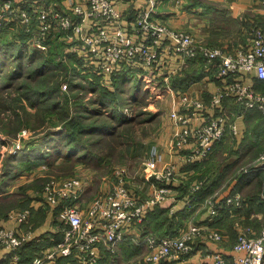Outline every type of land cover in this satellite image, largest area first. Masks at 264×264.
Wrapping results in <instances>:
<instances>
[{
	"label": "rangeland",
	"instance_id": "obj_1",
	"mask_svg": "<svg viewBox=\"0 0 264 264\" xmlns=\"http://www.w3.org/2000/svg\"><path fill=\"white\" fill-rule=\"evenodd\" d=\"M209 2L223 4L231 0ZM226 21L234 28L230 20ZM208 23L210 25L213 21ZM20 29L19 25H12L0 30V217L3 219L14 209L30 208L33 215L35 207L31 205L32 202L37 204L43 200L46 208L43 188L50 176L81 177L86 182L83 196L88 195L87 198L92 201L95 196L105 193L118 170L123 173L132 196L142 202L150 199V195H158L162 189L153 187L158 184L154 179L148 182L146 178L150 176L149 173L165 178L172 169V184L177 183L178 186L174 197L178 198L183 192L188 196L187 202L195 195L193 189L197 190L205 184L216 189L217 180H223V187L219 186L217 192L210 195L209 199L215 201L222 188L224 190L231 186L230 191L236 189L239 177H244L253 166L264 161L261 158L264 153L261 152L262 144L257 143L251 145L253 149L250 154L241 152L244 149L240 151L232 147L216 152L214 146L208 158L187 165L181 161L183 156L173 147L171 139L167 143L171 137L170 131L173 132L169 116L172 107L171 93L164 92L163 76L154 79V85L145 83L141 76L133 74L118 76L113 83L108 72L95 71L98 75H92L89 71L94 69L83 70L87 60L80 66L75 57L69 54L63 56V53L58 55L55 47L50 50L54 51L52 54L55 58H52L48 49L35 50L33 53L36 47L21 41L18 36ZM65 34L54 38L52 46L55 43L64 44L66 52L73 51L74 42L71 40L74 38ZM191 34L200 42L197 33ZM92 64L90 68H93ZM105 86H109L113 93L105 92L108 90L104 89ZM101 91L105 95H101ZM248 125L250 132L261 134L264 119L260 114L257 124L254 125L252 121ZM251 146L248 144L245 149ZM165 149L170 150L167 151L170 155H176V161L164 160ZM157 150L163 153L161 159L158 158ZM44 156L46 163H43ZM151 161L155 163L153 169L148 167ZM37 162L43 164L37 165ZM261 170V174H264V168ZM166 188L169 190L166 197H170L171 188ZM176 200L173 199L174 202ZM154 206L147 208L140 220L136 216L125 230L130 231L136 225L144 229ZM138 208L136 206L135 210ZM165 216L151 223L153 232L156 233L163 226L162 221L166 222L164 219L167 218ZM39 219L38 212V216L31 220L34 223ZM168 220L169 223L170 218ZM262 222L264 218L256 221L257 224ZM166 230L165 227L159 232ZM141 236H135L134 239L140 240ZM109 253L111 255H103L96 264H145L143 247L137 242L120 243L116 251ZM178 260L156 264H175Z\"/></svg>",
	"mask_w": 264,
	"mask_h": 264
},
{
	"label": "built area",
	"instance_id": "obj_2",
	"mask_svg": "<svg viewBox=\"0 0 264 264\" xmlns=\"http://www.w3.org/2000/svg\"><path fill=\"white\" fill-rule=\"evenodd\" d=\"M67 1L69 4L66 6L70 8H63L53 0H0V27L19 25L28 35L27 43L38 50L48 48L47 40L52 31L71 35L74 38L73 52L81 56L83 62L88 61L85 66L90 68L93 62L90 69L101 73L106 71L109 77L123 67H130L140 69L143 81L154 85V79L164 78L163 71L169 65L170 57L180 55L185 62L199 59L208 70L215 72L216 77L229 81L220 87L207 109L188 93H179L183 107L170 111L169 116L176 124L171 137L172 145L183 156L182 162H202L227 132L235 130L225 111L213 112L216 115L208 111L217 107L223 94L232 95L234 101L245 109L257 108L264 112V92L238 79L241 72L254 71L256 77L264 81V26L253 25L248 44L236 46L232 53H225L219 46L197 41L191 32L170 28L160 17L163 0H126L131 6L129 29L125 14L119 8L121 0ZM259 2L264 5V0ZM160 152L159 159L163 155ZM261 158L264 160V153ZM154 166V162L148 163L150 169ZM171 170L165 178L149 173L165 182L163 187L153 186L162 188L158 195H150V199L142 202L136 201L123 173L116 170L115 180L105 193L93 198L85 213L79 203L86 182L76 176H50L44 185L43 197L49 210L56 213L63 237L27 264H46L60 253L71 258L68 264H96L101 246L108 252L116 251L127 238L125 229L131 226L130 222L136 216L140 220L147 208L167 198L168 179L171 178L172 182L174 176ZM187 203L190 206L192 202ZM136 206H139L137 210ZM242 206L244 201L239 193L228 194L215 201L208 200V213L211 218L219 214L233 215ZM30 215V208L14 209L8 213L7 220L23 223ZM30 234L0 224V248L11 252L7 264H20V256L13 251L30 238ZM203 235L215 241L222 238L216 230L188 222L180 226L175 234L160 236L148 232L140 240H134L145 248V264H156L181 260L192 250L194 240ZM232 251L230 257L221 251H208L204 256L210 264H264V224L257 233L250 227L241 228Z\"/></svg>",
	"mask_w": 264,
	"mask_h": 264
},
{
	"label": "crops",
	"instance_id": "obj_3",
	"mask_svg": "<svg viewBox=\"0 0 264 264\" xmlns=\"http://www.w3.org/2000/svg\"><path fill=\"white\" fill-rule=\"evenodd\" d=\"M207 1L208 2H198L197 0H163L162 7L160 8V17L170 28L187 30L192 33L195 32L199 36L198 38L201 43L219 46L225 53H232L236 46L247 45L251 27L253 25H263L264 23V6L260 4L259 0H231V2H223V4L209 2L211 0ZM55 2L60 4L59 6L63 8H70L66 6V4H69L67 0H55ZM186 2L188 5H186ZM139 3V1L136 2L137 5H139ZM189 7H191V9ZM119 8L125 14V23L127 29H129V24L131 23V6L126 0H121ZM188 9H190L191 12L194 10L197 11L196 13H191ZM226 20H230L234 24V28H232L230 23ZM211 21H213V23L209 25L208 22L211 23ZM71 42H73V39ZM70 44L72 43H69V45ZM199 66H203L202 61L199 59L187 60L185 62L180 55H172L170 57V63L163 71V73H165L164 78H161V81L164 80V92L171 93L170 103L172 108L170 111L183 107L179 99V93L181 92H186L191 98L202 102L207 109L213 97L219 93L220 87H224L229 82L228 80L216 77L215 72L208 70L205 66L203 67L206 68V71L208 70L211 72L208 73V75H204L183 86H173L169 82L172 76H182L184 72L198 68ZM212 69L213 68H211V70ZM238 79H243L246 84L251 85L255 90L264 92V81L259 80L254 71L250 73L243 71L241 74H238ZM161 93L163 94V92ZM220 109L229 115V118L233 121L235 130H233V132H227L221 139L222 141L217 143L215 148L216 152H221L222 149L232 147V149L236 150L244 149L245 151H240L245 154H250L253 149L251 145L257 143H260V145L262 144L260 146L261 152L264 151V127L261 134L250 132L248 128L250 126L248 124L252 121L254 125L257 124L260 114L264 119V112L261 109H245L242 104L234 101L232 95L226 94L222 95L221 101L214 110L209 108L208 111L216 115L213 112H217ZM171 124L173 132L170 131L169 134L172 137L176 129V124L174 121H171ZM256 126L258 127V125ZM171 137H169L167 143ZM248 144L251 147L245 149ZM167 151L170 150H163L164 160L176 161V155H170V152L167 153ZM152 177L153 176H149L146 178L148 182L152 180ZM222 181L223 180L218 179L215 185L218 187L222 186ZM172 183L173 182H169L168 184V187L171 188V196H167V198L160 203V205L163 206V211L158 212L157 210H151L150 213H152V215L147 219L144 229H142L143 226L136 225V228L133 227L130 231L126 230L127 238L134 240L135 236H141V234H146L151 232V230L154 231L151 223L161 219L162 215H166L165 217L167 218L164 219L166 222L162 221L163 226L158 228L156 233H162L159 232V229L160 231L165 230V227L167 229L168 225H171L169 227L172 229L176 228L175 232H177L180 226L192 222L199 224L203 228L216 230L222 236L219 241L211 240L207 235L196 238L193 242L191 253L186 255L184 257L185 259L182 258L181 260L175 261L177 262L175 264H210L209 260L204 256V253L208 251L219 250L226 255H231L233 253L232 245L241 228L250 227L253 232L257 233L262 227V223H264H256L257 220H263L264 218V198H262L264 196L263 173L256 177L251 173L248 174L241 185L240 191L236 192L241 196L243 195L244 206L237 209L233 215L219 214L218 217L215 218L209 216L208 200H210L211 194L213 195L217 192L218 187L215 189L210 186L208 192L204 190L203 196L196 194L197 190L193 189L192 193L195 194L191 200L193 206L186 208L185 204H187L188 196H186L185 193H181L178 198H175L174 195L177 193L178 186L177 183ZM230 188L231 186H227L224 190H222V188L221 191H219V196L215 199H220L229 193H235L230 191ZM87 197L84 195L79 203V207L83 213L86 212L91 202ZM173 199H177L176 202H174ZM31 205L35 207V210L33 215L31 213L26 222L18 223L7 220V217L6 219L0 217V224L16 228L21 233H31L30 238L18 249L13 251L20 256V264H27L31 262L34 257L43 255L48 248L61 241L63 237L61 227L57 224L58 219L56 213L53 210H49L48 205L45 208L43 200L37 204H33L32 202ZM42 209H44V212H42ZM38 212L40 213V219L33 223L31 219L38 216ZM168 218H170L172 224L168 223ZM149 229L151 230L149 231ZM132 234L134 236H132ZM144 234L142 236H144ZM137 245L143 247L142 244L137 243ZM101 249L103 250L102 246ZM144 252L145 248L143 247V253ZM10 254L11 252L9 250L0 248V264H7L11 256ZM63 258L64 256L60 253L57 258L49 260L46 264H56L62 261Z\"/></svg>",
	"mask_w": 264,
	"mask_h": 264
},
{
	"label": "trees",
	"instance_id": "obj_4",
	"mask_svg": "<svg viewBox=\"0 0 264 264\" xmlns=\"http://www.w3.org/2000/svg\"><path fill=\"white\" fill-rule=\"evenodd\" d=\"M9 26H4V28H8ZM4 28H1V29H4ZM0 29V30H1ZM20 31V33H19V37L21 38V41L25 44L26 43V45H27V38H28V35L26 34V33H24V31L22 30V29H20L19 30ZM63 32H60V31H52V32H50V37L48 36V40H47V42L49 43V45H48V51H50V50H52V48L51 47H55V48H57L58 49V51L56 52L58 55L59 54H62L63 53V56H65L66 54H69V56H73V57H75L76 58V60H78V64L81 66L82 65V63H84L83 62V60H82V57L81 56H78L77 54H76V52H73V51H70V52H66L65 51V46H64V44H53V46H52V42L54 43V38H56V37H58V36H61V34H62ZM53 35H54V37H53ZM35 50H38L37 48H34V50H32V52L34 53L35 52ZM31 52V53H32ZM54 51H50V55H52L53 57L52 58H55V55H53L52 53H53ZM0 59H1V57H0ZM80 62V63H79ZM0 63H1V60H0ZM203 63V62H202ZM79 65H77V67H78V71H79ZM203 66H204V63H203ZM203 66H199L198 68H195V69H191L190 71H187V72H184V74L181 76V77H179V78H172L171 77V84L173 85V86H183V85H185V84H187V83H189V82H192L193 80H195V79H199V78H201L202 76H204V75H208V73H211L210 71H206V68L205 67H203ZM90 68L89 67H87V66H85L84 68H83V70L85 71V70H89ZM87 73V72H86ZM89 73H91L92 75H98L96 72H95V70L94 71H89ZM128 74H133V75H138V76H141L142 74H143V72L140 70V69H133V68H130V67H123L122 69H120V70H117L115 73H113L110 77H109V79L111 80V82H113L114 83V78H116V79H118V76H125V75H128ZM100 76V75H99ZM103 77V76H102ZM105 77H103V79H104ZM163 78V77H162ZM101 85V84H100ZM103 85H106V84H103ZM105 88H107L108 90H106ZM104 89L106 90L105 92H112L113 90L112 89H110V87L109 86H105L104 87ZM104 91V90H103ZM103 91H101L100 92V94L101 95H105V92H103ZM113 93V92H112ZM121 111H123V110H121ZM44 158V161L41 159V161H43V163H46L45 161H47V159H46V157L44 156L43 157ZM35 162H36V160H34ZM42 162H37V165L38 164H41ZM42 163V164H43ZM260 167H259V165H257V166H253L252 167V169H251V171L248 173V174H253L254 175V177H256V176H260L261 175V172H262V170L261 169H259ZM248 174H245V176L244 177H239V180H238V187H236V189H234V190H232V192H234L235 190L236 191H240V189H241V185H242V183H243V181L245 180V178H246V176L248 175ZM152 180L154 179V181L156 182V183H158L157 185H163V182H160L159 180H157L154 176L151 178ZM217 183V182H216ZM186 191H187V187H186V189H185ZM204 190L206 191L207 190V192L210 190V186H207L206 184L205 185H202V186H200L198 189H197V191H196V194H198V195H200V196H203V194H204ZM185 192V191H184ZM183 193V192H182ZM230 194V193H229ZM193 203V202H192ZM191 203V205L190 206H188V205H186V208H190L191 206H193V204ZM154 209H151V210H157L158 212H162L163 210H162V208H163V206H161L160 204H155V206L153 207ZM150 210V211H151ZM186 210V209H185ZM32 213V212H31ZM168 220V219H167ZM170 224H172L171 223V221L169 222ZM146 224V223H145ZM169 226H171V225H168L167 226V229L168 230H166V231H164V232H162V233H156V234H158V235H161V236H163V235H171V234H175L176 232V228L175 229H172L171 227H169ZM172 231V232H171ZM151 232L152 233H155V232H153L152 230H151ZM169 232H171V233H169ZM126 241V242H125ZM127 242H130V244L132 243V242H134L135 244H136V242L135 241H133L132 239H129V238H127V239H125L124 241H122V243H124V244H127ZM121 243V244H122ZM102 248H103V250L101 249L100 250V258H99V260L100 259H102L103 257V255H105V254H107V256H109V255H111L109 252L108 253H106L105 252V250H104V247L102 246ZM192 251V250H191ZM191 251L189 252V253H191ZM105 252V253H104ZM188 255V254H187ZM102 257V258H101ZM106 258V257H105ZM69 259H71L70 257H69ZM69 259H68V257H64L63 259H62V261H59V262H57L56 264H68V262H69ZM165 262V261H164ZM160 263V262H159Z\"/></svg>",
	"mask_w": 264,
	"mask_h": 264
},
{
	"label": "water",
	"instance_id": "obj_5",
	"mask_svg": "<svg viewBox=\"0 0 264 264\" xmlns=\"http://www.w3.org/2000/svg\"><path fill=\"white\" fill-rule=\"evenodd\" d=\"M261 167H264V161L260 164Z\"/></svg>",
	"mask_w": 264,
	"mask_h": 264
}]
</instances>
